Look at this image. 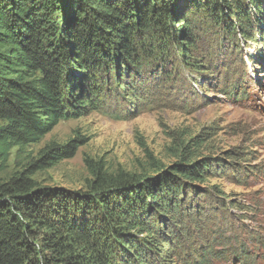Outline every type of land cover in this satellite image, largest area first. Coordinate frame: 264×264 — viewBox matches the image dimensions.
I'll list each match as a JSON object with an SVG mask.
<instances>
[{"label":"trees","instance_id":"trees-1","mask_svg":"<svg viewBox=\"0 0 264 264\" xmlns=\"http://www.w3.org/2000/svg\"><path fill=\"white\" fill-rule=\"evenodd\" d=\"M260 22L259 0H0V174L13 148L18 164L0 178V264H171L174 244L197 231L198 197L218 165L190 152L200 136L152 175L108 172L86 158L91 178L79 190L39 187L33 175L72 157L84 138L31 158L25 149L105 98L141 105L153 66L199 73L191 53L200 34L264 44Z\"/></svg>","mask_w":264,"mask_h":264},{"label":"rangeland","instance_id":"rangeland-1","mask_svg":"<svg viewBox=\"0 0 264 264\" xmlns=\"http://www.w3.org/2000/svg\"><path fill=\"white\" fill-rule=\"evenodd\" d=\"M251 19L255 24V13ZM259 26L264 28L262 22ZM200 36L191 53L202 61L199 73L178 63L153 66L141 83V105L105 98L101 110L59 121L25 149L24 158L35 157L48 144L84 138L72 157L33 175L39 187L79 190L91 178L86 158L108 172L152 175L155 163L171 164L181 145L200 136L203 141L190 152L213 157L218 165L202 185L207 193L198 197L197 231L187 244L182 239L178 247L174 244L180 254L170 263L264 264V44ZM15 152L1 179L18 169ZM211 248L224 254L207 255ZM242 254L251 258L243 260Z\"/></svg>","mask_w":264,"mask_h":264}]
</instances>
